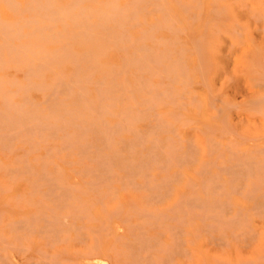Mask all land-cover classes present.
Instances as JSON below:
<instances>
[{
  "label": "bare ground",
  "instance_id": "bare-ground-1",
  "mask_svg": "<svg viewBox=\"0 0 264 264\" xmlns=\"http://www.w3.org/2000/svg\"><path fill=\"white\" fill-rule=\"evenodd\" d=\"M197 2L179 7L187 14ZM211 3L212 17L230 4L264 10V0ZM152 9L160 15L130 32ZM170 9L167 0H0L6 264L14 263L5 247L15 248L5 241L8 225L18 232L13 239L41 230L50 246L86 254V264H174L176 256L185 264H264V92L246 101L214 91L219 74L206 68L203 33L192 45L207 93H192V48L178 45L186 29ZM160 28L171 37L157 35ZM109 52L118 63L105 62ZM10 68L24 79L1 72ZM143 120L148 126L140 128ZM11 206L29 210L6 225ZM21 239L15 249H30ZM45 253L47 264L66 260Z\"/></svg>",
  "mask_w": 264,
  "mask_h": 264
},
{
  "label": "rangeland",
  "instance_id": "rangeland-1",
  "mask_svg": "<svg viewBox=\"0 0 264 264\" xmlns=\"http://www.w3.org/2000/svg\"><path fill=\"white\" fill-rule=\"evenodd\" d=\"M122 1H124V0H122ZM177 1H180V0H177ZM177 1L176 0H167V3H168L169 8H171L170 10L173 13H175V14H173V16L178 15V18H179L178 20L180 21V19H181V21L176 23V24L181 25V26L184 25V27L186 29V30H183L184 32L179 31L177 33L178 37L181 38L180 41H179V39L177 40L178 45H180V43L182 41V45L185 46L186 49H188V48L193 49V50L189 49L186 51L187 58H188V60H187L188 66H190L191 70L194 71V72H192V78H193V80L191 79L192 83H190L191 85L188 86L190 88L191 92L195 93V95H198L199 97H201L204 93H207V87L204 84H202L201 77H199V74L197 73L198 71L196 70V66L198 64L197 61H198L199 57L197 58L198 52L196 54V47L194 45H192V43L194 44V41H193L194 38L198 37V35H200V34L203 35V33H205V35H203V37L204 38L206 37V38L203 39L204 40V46H203L202 54L204 55L206 60H210V61H206L207 62L206 68L213 75L219 74V76L216 78V82L213 86L214 91L222 93L224 95L225 94L227 95L228 93L232 94L234 91L239 92L238 100L245 98L246 101L248 99L250 100L258 92H264V84L262 83V86L260 84L261 82L264 81V79H263L264 70H263L262 75L258 73V70H259V72H262V67L264 65L263 64V61H264L263 60V55H264V30H263V28H264V10H258L256 8H251L250 4H246L243 6H237V5L234 6L233 4H230L231 5L230 11H228L227 13L225 12V14L224 13L220 14L221 16H219L217 14L219 17H217V16L212 17L215 15V13L211 12V8L213 6L211 3V0H199L201 2L200 8L199 7L198 8L189 7L188 9L190 12L188 11L187 14L185 13V11H187L186 10L187 8H185V11H184L183 8L182 9L180 8L183 5H180V7H179V3L185 2V0H181V2L176 3ZM186 1L190 2L192 5L195 4L197 6V4H196L197 0H186ZM199 1L197 3H200ZM224 1L229 2L231 0H224ZM1 11H2V14H1L2 16H5L7 18H11L13 16V14L8 9H2ZM191 11H193V12H191ZM146 12L143 11L138 15L140 17L141 21H140L139 25L137 23V25H133L132 27L130 26V28H129L130 32H132L133 34L139 33L140 27L143 26L142 25L144 22L143 18L144 19L146 18L145 21H152V20H155V18L158 15H160V11L158 12V9H156V11H154V9H152L150 11V13L147 10H146ZM194 12H196L197 15H199L201 12V14L198 17H196L197 15L195 16L196 20H194L195 17L193 19ZM188 15H190L192 17L189 16L190 17L189 18ZM142 16H144V17H142ZM154 16H156V17H154ZM13 17H15V16H13ZM209 17H211L214 20L213 21L209 20V23H208L205 20H207ZM175 18H176V16H175ZM215 19L217 21H215ZM191 20H194L193 23L191 22ZM176 21H177V18H176ZM236 23H237V25H236ZM205 24H207L206 31H203ZM218 26L221 27V30L217 29ZM234 27L236 28L238 33L235 32L236 30L234 29ZM214 28H216V29H214ZM168 30L169 29H167V28L166 29L160 28V29L156 30L157 32L155 31V33L157 35H161V36L170 38L171 37L170 35H172V34H170L171 31L170 30L168 31ZM217 31H219V32H217ZM239 31L241 32V35H238V34H240ZM218 33H219V35H218ZM217 39H219V40H217ZM190 51H191V53H190ZM112 53L113 52H109L105 55V57H104L105 62L118 63L119 57L116 55H114V57H113L111 55ZM240 54L246 60H245L244 64L236 66L234 64L233 58L236 56H239ZM213 56H214V58H213ZM257 58H259V59L257 60ZM217 61L220 64H216ZM252 62L254 63V66H256V67H254L251 64ZM221 63L225 64V65L222 66ZM248 63H250L249 66H248ZM259 63L261 64V66L259 65L261 68L257 66ZM194 68H195V70H194ZM254 69H257V72H254L253 71ZM1 72L4 74H7V75H17L20 79L23 78V72L16 71L13 68L4 69L3 71L1 70ZM193 73H194V75H193ZM225 77H227L228 81L225 80L226 79ZM261 78L263 79V81H261L259 83L258 80L259 79L261 80ZM256 82H258V83H256ZM33 95L36 96L37 98H41L40 94L36 91L33 92ZM19 97H21V96H19ZM19 97L16 96L15 98L20 99ZM241 103H243V102H241ZM147 123H148V120H145V121L143 120V121L138 122L137 125L140 128H145L148 126ZM180 128H181V126H180ZM122 135L127 137V136H129V133L124 131L122 133ZM8 210H9V214L7 215V217L4 218V220L6 221V225H7V221L9 222L10 220H13V218L16 219L17 217L21 216L20 214L22 212L28 211L29 209L26 208V209H19L18 210L17 208H13V206H11L10 209L8 208ZM9 227L10 226L8 225V226H5V228H4L3 232L6 235L7 239L3 238L2 243L5 244L6 242H8L7 243V245H8L10 243V241H12L11 244H9V245H12L16 248V247H18L17 246L19 243L18 241H20L19 239H21V238L17 237L18 240L14 241L17 238L13 239V236L15 234L18 235V232L15 231V228H12V230H14L16 232L14 234V231H12V230L10 231ZM34 232H35V230L32 231L31 233H29V235H28L29 239H27V240L26 239L23 240V238L21 239V241H23V243H25V245H28L29 247L31 246L30 249L26 246L23 247L22 245H21L20 249H18V248L15 249L13 247L14 250L10 249V246H9V248L4 246L5 247L4 250H7V252L5 251V253H7L8 258L10 257L9 259L14 264H31V263H33L32 261H30L31 257H32V260H34L35 257L38 258L39 255L41 256V254H38V253H42L41 251H38V247L40 249H42V251L44 250V252L46 250L47 253H50L53 250L60 251V253H61V254L59 253L60 258L63 259V257H65L64 259H66V260L63 259L64 263H62V264H66V263L68 264V263H70V261L72 264V259L73 260L76 259L75 262H77L78 264H86L85 263L86 254H81L79 252H76L77 253L76 254L74 251L73 252L70 251L73 249V247L68 248L69 250H67V249H64L63 247H61V244H59V243H54V246L51 245V246H53V248H52L50 246V244L48 242H46L48 238L45 239L44 236L43 237L39 236V235H43V233H41V230L39 231V233H40L39 235H37L38 232H35V233ZM11 234H14V235H11ZM13 242L16 244H14ZM45 242H46V244L48 243V245L45 246ZM0 245H1V242H0ZM12 246H11V248H12ZM76 247H78V246H76ZM24 248H27L29 250L26 251L27 249H24ZM23 249H24V251H26V253H24V254L22 253ZM63 249H64V251H62ZM1 252L3 253V255L5 254L3 250H1ZM65 252H67V254ZM43 253H42V257L39 256L38 260L36 258L38 263H39V260H42V261H40V263L44 264L45 261L47 259H49V258L46 259L45 256L47 254L46 253L43 254ZM80 254H81V256H80ZM4 256H3V259L0 260V264H3L1 261L5 260ZM47 256L49 257V254ZM1 257L2 256H0V259H1ZM25 257H26V259H24ZM66 257L71 258V259L67 260ZM5 258H7V257H5ZM43 258H45L46 260L44 261ZM182 259H183L182 257L176 256L175 257V261H176L175 263L176 264H180V263L185 264L184 260H182ZM29 261H30V263H29ZM106 261L107 262H105L103 264H112L111 260L107 259ZM5 262H7V260ZM47 263H49V262H47ZM47 263H45V264H47ZM120 264H127V263L122 262ZM128 264H130V263H128Z\"/></svg>",
  "mask_w": 264,
  "mask_h": 264
}]
</instances>
